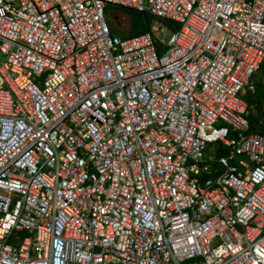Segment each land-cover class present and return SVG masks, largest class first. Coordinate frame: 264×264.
Returning <instances> with one entry per match:
<instances>
[{
    "label": "built area",
    "instance_id": "obj_1",
    "mask_svg": "<svg viewBox=\"0 0 264 264\" xmlns=\"http://www.w3.org/2000/svg\"><path fill=\"white\" fill-rule=\"evenodd\" d=\"M0 49V264H264V0H0Z\"/></svg>",
    "mask_w": 264,
    "mask_h": 264
},
{
    "label": "trees",
    "instance_id": "obj_2",
    "mask_svg": "<svg viewBox=\"0 0 264 264\" xmlns=\"http://www.w3.org/2000/svg\"><path fill=\"white\" fill-rule=\"evenodd\" d=\"M109 7H115L117 9L124 10L129 13L131 17V27L128 35H122L123 37L126 36H136L139 34H142L144 32H153L152 30V24L155 20L161 21L167 28H170L171 30H177L180 27V24L176 21L163 19L155 17L154 15L146 12H138L130 8H125L117 5H107V12H109ZM110 15V13H109ZM110 20L111 17L109 16ZM112 31L115 34H120V31L118 29H115L112 27ZM154 33V32H153ZM155 34V33H154ZM157 43L161 47L164 45V42L157 38ZM261 68H264V64ZM256 90L254 93H250L246 96V99L250 104L256 103L257 107L259 108V115L252 117V128L254 130L259 131L260 133L264 134V124L260 123V117L264 115V79H259L255 81Z\"/></svg>",
    "mask_w": 264,
    "mask_h": 264
},
{
    "label": "rangeland",
    "instance_id": "obj_3",
    "mask_svg": "<svg viewBox=\"0 0 264 264\" xmlns=\"http://www.w3.org/2000/svg\"><path fill=\"white\" fill-rule=\"evenodd\" d=\"M110 13V15H109ZM111 17V20L109 18ZM107 17L111 23V26L120 31V35H128L131 27V17L128 12L117 9L115 7H109V12H107ZM152 30L156 37L161 41L169 40L172 35L173 30L167 28L161 21L155 20L152 24ZM5 60V54L0 49V63ZM264 79V68H261L255 75V81L259 79ZM246 98V97H243Z\"/></svg>",
    "mask_w": 264,
    "mask_h": 264
}]
</instances>
